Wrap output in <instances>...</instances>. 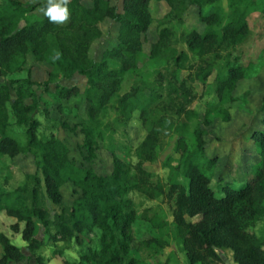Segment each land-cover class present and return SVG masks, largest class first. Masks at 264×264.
Masks as SVG:
<instances>
[{
    "label": "trees",
    "instance_id": "1",
    "mask_svg": "<svg viewBox=\"0 0 264 264\" xmlns=\"http://www.w3.org/2000/svg\"><path fill=\"white\" fill-rule=\"evenodd\" d=\"M148 1L126 0L125 12L120 13L108 1L96 0L86 8L80 0H71V17L66 25L50 23L45 17L22 27L19 24L25 13L36 5L26 6L20 0H4L0 4V60L15 61L26 51L41 56L53 46L56 51L52 56L53 64L64 78L74 73L86 78L83 95L89 103L88 120L80 126L87 159L95 158L96 138L113 135L116 126H125L134 111L139 112L146 131L133 149L137 166L131 179L130 168L117 158L109 175H98L89 168L75 166L67 147L59 139L38 136L40 123L34 113L39 107L40 95L33 86L47 90L56 72L50 73L42 83L25 80L26 88L20 80L4 79L0 83V155L13 158L20 153H30L35 171L25 174L26 182L17 191L0 193V211L15 219L11 228L20 233L29 250L41 244L36 237L37 222L45 230L54 227L67 238L95 227L100 230L99 249L84 254L76 264H150L129 252L134 213L125 209L129 199L124 195L133 190L149 200L165 197L173 202V235L185 250L189 264H218L217 248L230 250L235 264H264V240L253 231L264 213V98L260 109L262 126L251 133L259 162L253 165L245 181L222 182L215 188L211 185L214 159L205 153V130L196 112L188 106L196 95L194 83L205 84L215 73V97L206 102V106L227 119V109L220 106L229 98L241 76V58L234 55V51L237 42L248 33L243 1L230 0L231 11L224 15L222 8L214 4L216 0H191L200 9L203 30L184 31L177 37L166 23H161L159 37L152 45V57L163 63L162 68L154 70L151 80L136 79L129 91L118 96L116 77L121 71L134 67V55L140 44L134 31H143L148 25ZM166 1L171 5L182 0ZM206 8L209 10L205 12ZM106 16L125 27L118 46L106 52L107 57L119 60L117 68H110L106 58L97 61L88 55L89 46L99 34L97 22ZM179 41L184 47L178 46ZM219 59L222 61L217 63ZM180 70L188 74L178 80ZM56 91L59 98L69 99L77 93V88L56 84ZM114 95L118 96V110L112 126L96 121V113ZM25 96L30 97L31 103H24ZM11 114L16 124L25 128L24 144L8 134ZM173 137L176 155L165 161L166 176L162 178L146 171L142 165L156 162L167 140ZM69 180L79 193L72 206L66 207L61 201L60 187ZM47 199L60 207L54 219L44 205ZM141 218L161 234L142 240L139 248L156 253L167 245L162 235L167 222L150 214L149 209L141 213ZM0 246V264L21 262L20 249L2 231ZM37 261L39 263L41 257L38 256Z\"/></svg>",
    "mask_w": 264,
    "mask_h": 264
},
{
    "label": "rangeland",
    "instance_id": "2",
    "mask_svg": "<svg viewBox=\"0 0 264 264\" xmlns=\"http://www.w3.org/2000/svg\"><path fill=\"white\" fill-rule=\"evenodd\" d=\"M4 0H0L2 4ZM26 6L36 7L25 13L20 21L19 27L25 24L45 18L40 11L41 4L46 0H20ZM96 0H80L81 4L89 8ZM110 5L116 6L120 13H124L126 0H103ZM243 12L248 33L245 34L236 44L234 55L241 58V76L229 94V98L220 106L227 109V119L223 118L220 112L207 109L206 102L215 97V73L211 74L205 84L195 82L193 86L196 94L189 103L198 117V122L205 130L204 139L206 142L205 153L207 157L214 159L213 176L211 185L215 188L222 182H234L239 184L249 178L253 165L259 162L258 149L252 141L251 133L261 128V104L264 98V0H242ZM230 0H216L214 4L220 6L223 14L231 11ZM214 6V5H213ZM209 8L204 9L208 11ZM147 12L150 20L143 31L135 32L138 36L139 48L136 49L134 67L121 71L118 79V96L129 91L133 82L138 78H153L154 70L162 68L163 63L152 57V45L159 37L163 24L166 23L170 31H175L179 37L182 32L192 29L202 31L204 24L199 18L200 9L191 0L177 1L170 5L166 0H149ZM177 16L181 20H178ZM67 24V23H66ZM63 24V25H66ZM62 25V26H63ZM99 34L92 41L88 48V55L97 61L107 59L110 68H117L120 62L115 57H107L106 52L113 50L120 43L119 37L123 34L125 27L119 21L112 20L109 16L97 22ZM178 46L184 47L181 41ZM56 53L53 46H49L45 54L36 56L31 51L13 61L0 60V83L4 79L20 80L26 88L25 80L42 83L48 79L50 73L56 72L47 90L41 86L34 85L33 89L40 95L39 107L34 113L40 125L38 136L40 139L54 137L59 139L68 149V156L74 161L75 166L89 168L98 175H109L113 168L114 159L121 160L130 168V177L137 166V159L133 149L142 141L146 131L141 125L139 112L134 111L125 126H116V132L103 139L96 138L95 158L87 159L86 151L82 146L84 135L81 131V123L88 120L87 110L89 103L83 95L86 78L83 75L74 73L70 78H64L61 72L53 64L52 56ZM222 61L219 59L217 63ZM187 71L180 70L178 80L186 77ZM56 84L71 88L76 87L77 93L69 99L57 96ZM117 95L111 96L104 107L96 113V121L102 124L112 122L117 115ZM24 103H31L29 96L24 97ZM210 111V112H209ZM66 123V126L62 125ZM24 127L16 124L11 114L8 134L15 138L20 144L25 143ZM175 137L167 140L162 152L154 163H144L143 168L164 178L167 168L164 166L168 157L176 155L173 151ZM190 147V143L188 142ZM35 171L34 158L30 153H20L13 158L0 155V193L15 192L25 184V174ZM82 171V170H81ZM82 174V173H80ZM186 181L184 180V183ZM221 183V184H220ZM61 201L66 207H71L79 190L69 180L61 187ZM129 199L125 209L133 211L132 241L130 243V255L150 264H189L186 252L179 240L174 235L172 225V201L165 197L149 200L139 196L133 190H128L124 195ZM50 218L60 212L59 205L45 200ZM149 209L150 214H156L167 222L162 229V235L167 245L154 253L149 249H140L139 243L153 235H157L156 229L152 228L141 218V213ZM15 219L9 217L5 212L0 211V231L9 236L12 243L18 246L23 258L20 263L10 262L9 264H76L84 254L97 251L100 247V230L92 228L83 229L70 238L62 237L54 227L48 230L37 222L36 237L41 244L35 250H29L28 243L21 238L19 232L14 231L11 225ZM23 227V224H20ZM253 231L264 240V213L258 218ZM161 234V233H160ZM220 259L218 264H235L232 252L228 249H216ZM2 248L0 246V254ZM41 261H37V257Z\"/></svg>",
    "mask_w": 264,
    "mask_h": 264
},
{
    "label": "clouds",
    "instance_id": "3",
    "mask_svg": "<svg viewBox=\"0 0 264 264\" xmlns=\"http://www.w3.org/2000/svg\"><path fill=\"white\" fill-rule=\"evenodd\" d=\"M70 3L71 0H46L39 11L50 23L63 25L68 23L71 17Z\"/></svg>",
    "mask_w": 264,
    "mask_h": 264
}]
</instances>
